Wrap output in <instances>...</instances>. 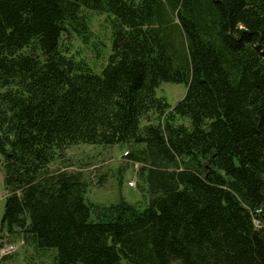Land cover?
<instances>
[{
  "label": "trees",
  "instance_id": "trees-1",
  "mask_svg": "<svg viewBox=\"0 0 264 264\" xmlns=\"http://www.w3.org/2000/svg\"><path fill=\"white\" fill-rule=\"evenodd\" d=\"M87 12L100 73L65 44ZM82 144L127 146L146 207L89 201ZM0 158V239L57 264H264V0H0Z\"/></svg>",
  "mask_w": 264,
  "mask_h": 264
},
{
  "label": "rangeland",
  "instance_id": "rangeland-1",
  "mask_svg": "<svg viewBox=\"0 0 264 264\" xmlns=\"http://www.w3.org/2000/svg\"><path fill=\"white\" fill-rule=\"evenodd\" d=\"M90 21L92 39L85 44L75 33L65 36V44L71 53L85 59L97 71L107 63V57L111 50V27L107 15H99L87 12ZM103 44L104 56L100 59L94 57L95 45ZM158 96L165 97L169 103L175 106L186 93L184 84L164 83L157 91ZM127 146L104 148L102 146L77 145L67 152L69 172H80L85 182L90 183L87 199L93 203L110 205L118 203L122 198L133 205L146 207L142 191L137 186L138 174L141 165L125 160L124 153ZM55 167V166H54ZM123 183H120V170ZM127 168V170H126ZM66 170V169H65ZM137 175V176H136ZM104 179V184L98 186V182ZM136 182L135 187H130L129 182ZM7 192L4 187L2 159L0 158V236L2 220L5 212ZM3 244L0 247V264H57V249H42L26 244L23 240L9 241L0 239ZM8 258V259H6Z\"/></svg>",
  "mask_w": 264,
  "mask_h": 264
},
{
  "label": "built area",
  "instance_id": "built-area-1",
  "mask_svg": "<svg viewBox=\"0 0 264 264\" xmlns=\"http://www.w3.org/2000/svg\"><path fill=\"white\" fill-rule=\"evenodd\" d=\"M135 185H136V182H134V181L129 182V186H130V187H135Z\"/></svg>",
  "mask_w": 264,
  "mask_h": 264
}]
</instances>
